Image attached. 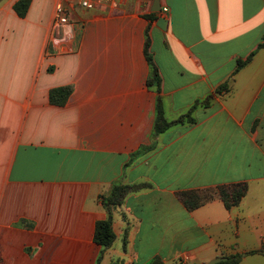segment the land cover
I'll list each match as a JSON object with an SVG mask.
<instances>
[{
	"label": "crops",
	"instance_id": "crops-1",
	"mask_svg": "<svg viewBox=\"0 0 264 264\" xmlns=\"http://www.w3.org/2000/svg\"><path fill=\"white\" fill-rule=\"evenodd\" d=\"M17 1L0 0V264H96V223L119 183L149 185L112 209L101 264H264V0L75 6L64 35L53 12L68 0H32L26 17ZM148 27L161 91L147 83ZM66 85L67 104H52ZM209 96L195 122L153 136L158 103L175 121ZM236 184L246 191L231 208L215 197L189 210L179 196Z\"/></svg>",
	"mask_w": 264,
	"mask_h": 264
},
{
	"label": "trees",
	"instance_id": "trees-1",
	"mask_svg": "<svg viewBox=\"0 0 264 264\" xmlns=\"http://www.w3.org/2000/svg\"><path fill=\"white\" fill-rule=\"evenodd\" d=\"M32 0H18L15 5L14 9L16 13L20 17H26ZM155 13H152L150 18H153ZM150 27L147 29V40H146V46H145V54L147 57L148 62L152 66V73L150 77L148 78V85L149 86H156L158 91H161L162 86V76L160 74V70L157 66V64L154 61L153 53L150 49L151 47V37L149 34ZM264 42L260 43L258 47H263ZM254 52H251L246 59H239L237 63L236 71L241 69L243 66L246 65V63L251 60L253 57ZM228 83H224L218 88V92H220L222 89L228 88ZM72 93V86L66 85V86H59L52 88L49 93V99L50 102L57 106H64L67 104L69 97ZM212 96H209L204 101H197L195 105L191 108L190 112L188 114L181 116L179 119L175 121H169L167 120L164 115L163 111L161 109L160 103H158V116L155 122L154 126V133L153 136H157L166 130H168L172 125L174 124H185V123H191L195 122V119L192 117V111L200 104L204 106H209L211 103ZM160 101V100H158ZM155 149V144H151L149 146H143L138 151H136L132 155V159L145 154L146 152ZM148 183H140V184H134L129 185L125 183H119L116 184L113 189L111 190L110 194L108 196H104V204L108 210V216L104 219H100L96 223V229L94 234V240L102 246L100 255L98 257L96 264H101V260L103 257L104 252L109 249L116 240V232L114 230V219L112 215V209L114 207H117L123 203L126 196L132 192L136 191L138 189H141L143 187L148 186ZM246 191L245 184H236V185H218L214 188H207V189H191V190H185L181 191L179 193L180 198L183 200L184 204L189 210H194L203 204L209 202L210 200L214 199L215 197H220L227 208H231L232 206H235L239 204L242 197L244 196ZM255 253V252H251ZM242 259L241 254L231 255L228 256V259L225 261H221L217 264H238L240 260ZM111 264H125L123 260L117 259L112 261ZM147 264H167L160 256H156L152 258Z\"/></svg>",
	"mask_w": 264,
	"mask_h": 264
},
{
	"label": "built area",
	"instance_id": "built-area-1",
	"mask_svg": "<svg viewBox=\"0 0 264 264\" xmlns=\"http://www.w3.org/2000/svg\"><path fill=\"white\" fill-rule=\"evenodd\" d=\"M106 4L114 7L119 5L118 0H68V4L64 1H59L53 12V28L57 34H65V28L71 23L70 10L75 6H80L85 9H98ZM163 12H168V7L162 8ZM189 259L185 256L182 260L183 263Z\"/></svg>",
	"mask_w": 264,
	"mask_h": 264
},
{
	"label": "water",
	"instance_id": "water-1",
	"mask_svg": "<svg viewBox=\"0 0 264 264\" xmlns=\"http://www.w3.org/2000/svg\"><path fill=\"white\" fill-rule=\"evenodd\" d=\"M161 8H162V5H161L160 0H153L152 11L157 12V11H160ZM227 259H228L227 256H219V257H216V258L212 259L211 261H209L205 264H217V263H219L221 261H225Z\"/></svg>",
	"mask_w": 264,
	"mask_h": 264
},
{
	"label": "rangeland",
	"instance_id": "rangeland-1",
	"mask_svg": "<svg viewBox=\"0 0 264 264\" xmlns=\"http://www.w3.org/2000/svg\"><path fill=\"white\" fill-rule=\"evenodd\" d=\"M125 263V262H124Z\"/></svg>",
	"mask_w": 264,
	"mask_h": 264
}]
</instances>
